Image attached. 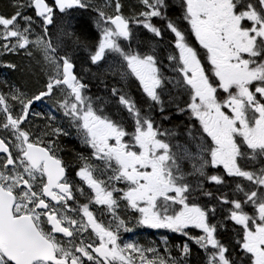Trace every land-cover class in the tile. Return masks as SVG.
Masks as SVG:
<instances>
[{
	"label": "snow or ice",
	"instance_id": "6c2138e0",
	"mask_svg": "<svg viewBox=\"0 0 264 264\" xmlns=\"http://www.w3.org/2000/svg\"><path fill=\"white\" fill-rule=\"evenodd\" d=\"M10 7L0 13V57L23 55L45 79L31 94L0 80V264H190L192 242L202 264H264V0H180L179 17L171 0H138L127 12L123 0ZM83 62L126 116L89 95ZM45 100L49 111H35ZM175 114L187 124L162 129ZM73 130L90 153H74L80 184L61 148ZM128 210L138 215H121ZM225 212L236 239L222 238ZM129 223L187 240L173 256L166 236L163 252L123 241Z\"/></svg>",
	"mask_w": 264,
	"mask_h": 264
},
{
	"label": "flooded vegetation",
	"instance_id": "af4514ba",
	"mask_svg": "<svg viewBox=\"0 0 264 264\" xmlns=\"http://www.w3.org/2000/svg\"><path fill=\"white\" fill-rule=\"evenodd\" d=\"M95 2L97 4H104L106 2V0H95ZM123 2L127 5V9L126 12L128 10H131L133 8H136L138 6V0L137 3H132L130 0H123ZM173 7L170 9V15L173 17H179L181 15V11L179 8V2L180 0H171ZM13 3V0H0V13H7V12H11L12 9L10 7V5ZM27 14L28 15H34L33 11L31 9L27 10ZM35 18V17H34ZM38 22V21H37ZM73 23H76V21H73ZM93 32H95L96 30L93 28L92 29ZM143 38V36H142ZM171 40V36H166L164 41H159L160 47H159V52H160V56L164 61L165 66H167L168 61L166 59L168 51H169V46L166 43V41H170ZM193 42L195 43L194 37H193ZM135 46V45H133ZM87 55V54H86ZM85 55V57H87ZM78 56L80 58H82V56H84L83 53L78 54ZM0 60H3L5 62H12V63H16L18 65V69L17 70H11L5 67H0V80H5L8 81L9 83H17L18 86L23 85V87H29V90L27 92H29L30 94L35 92L38 88H40L43 83H44V77L40 76V80L38 79V82H36V85H33L32 83V87L29 86V82L28 83H24L23 80L20 79V66H23V64L25 62H30L26 57H24L23 55H6L3 57H0ZM23 63V64H22ZM22 64V65H21ZM79 64H78V75H79ZM23 79V76H22ZM86 81L91 80V84H90V88L91 91L89 93V95H93L95 96H99V97H103L105 99V97L108 98V101L110 102V105L115 104L118 105V101L114 98L111 97L108 92L105 90L104 85L102 83H100L98 80L93 79V78H85ZM22 81V82H21ZM33 88V89H32ZM131 94L137 98L138 102H140L143 98L141 93L137 90L136 85L135 84H131L129 86L128 89ZM174 94H175V90H173ZM49 104L50 101L45 100L44 102H37L36 104H34V109L37 112H42V113H47L49 111ZM118 107H121L118 105ZM146 107V105H145ZM111 108V107H110ZM112 110V109H111ZM113 111V110H112ZM115 112V111H114ZM165 115H168V113H165ZM123 116H126V113L123 114ZM35 123H43V121L40 118H37L35 120ZM66 123V122H65ZM161 127L162 129H173L175 128L177 125H183V124H187V120L183 117L180 116L179 114H175L173 115V118L171 120V122L166 121V120H161ZM129 130L131 131V128H129ZM180 130V129H178ZM182 131V130H180ZM178 142L181 144H185L187 143L186 138L183 136V134L181 135V137L178 139ZM191 147V145H189ZM61 148L65 149V151L62 153L66 159H70L72 160L73 163V167H74V171L71 173V180L76 183V184H80V180L79 177H77L75 175V169L78 165V161L74 158V153L75 152H84L85 155H89L90 153L88 151H85L84 147L81 145L79 138L76 136L75 131L73 130V132L71 133V135L69 137H65L61 140ZM193 151H195V149L193 148ZM183 167L185 169V171H191V164L188 161H185L183 164ZM219 171L222 172V169H220ZM238 182V181H235ZM234 181H229L230 184L235 183ZM83 186V185H81ZM205 187L210 190L213 191L215 194H219V192L217 191L218 186L211 184V183H205ZM220 191H224V192H231L232 188L230 187H225L220 189ZM85 193L88 194V189L85 186ZM206 198L202 197L201 198V202H203ZM81 202H86L83 200V198H81ZM249 211H251L249 209ZM121 215H126L129 217H135L138 215V213H135L132 210H128L126 212L121 213ZM110 218V217H107ZM226 218V212L224 214H222V219ZM132 223L128 224V227L132 229V231L130 232H121V238L123 241H127V242H134V243H139L145 246H161V251L163 252V241L161 240V237H167L168 241H169V247L173 248L172 251V255L175 256L177 255V249L174 248V246L176 245H180L183 242H185L187 240V237H184L182 234L180 233H175V232H171L170 230H166V229H151V228H145L143 226H132ZM225 225H226V229L227 231L224 232L223 235V239L227 240V237L225 236V234L230 233L231 235H235V231L233 230L234 228H238L239 226H235L234 222H230L227 221L225 219ZM149 242H155V244L153 245H149ZM192 249H193V253L195 254L197 249H199L198 246H195L194 243H192ZM200 250V249H199ZM239 253V250H237ZM195 255H193V257L190 260V264H202L201 261L198 259L194 258ZM198 262V263H197Z\"/></svg>",
	"mask_w": 264,
	"mask_h": 264
},
{
	"label": "rangeland",
	"instance_id": "374dc122",
	"mask_svg": "<svg viewBox=\"0 0 264 264\" xmlns=\"http://www.w3.org/2000/svg\"><path fill=\"white\" fill-rule=\"evenodd\" d=\"M130 1L132 3H137L136 0H130ZM80 53H83L84 54V56H82V58H81L82 60H84L86 58L85 55L87 54V52L78 49L77 50V55L80 54ZM29 64H30V62H25L23 64V66H20V74H19L20 75V79L23 80L25 84L29 82V86L30 87H32L33 85L38 86L35 83L38 82V79L40 80V76L39 75H34V74H32L31 71H29V68H28ZM89 69L91 70V73H96L98 71V69L95 66L91 65L88 62H83V63L79 64V70H83L82 71V74L84 75L85 78L86 77L87 78L90 77V78L95 79V77L91 76L90 72L88 71ZM33 71H38V69H36L34 65H33ZM79 73L81 74V71H79ZM22 76H23V79H22ZM27 80H31V81H27ZM32 83H33V85H32ZM24 90L25 91H28L29 90V87L28 88L27 87L26 88L24 87ZM105 100H106V103L104 105H102V106L105 108V110H106V112L108 114H112L115 111L116 113H119L120 116L123 117V114H125V112L123 111L122 107H118V105H115L113 103H112V105H110V102L108 101V98L107 97H105ZM216 220H225V219H222V214H218L217 217H216ZM213 222H215V221H213ZM132 226H134V225H132ZM190 234L191 235L200 234V230L199 229H192L191 232H190ZM228 235H229V238L227 236L228 239H236V238H238V237H236V235H231L230 233H228ZM192 243H194V242H192ZM192 243H191V246H192ZM195 246H197V245H195ZM196 249H197L196 253H199V256L195 255L194 258L197 259V261L199 259L201 261V263H202V261L204 259L203 252H202V250H199L198 248H196ZM237 254H239L238 251H237Z\"/></svg>",
	"mask_w": 264,
	"mask_h": 264
},
{
	"label": "trees",
	"instance_id": "16d2710c",
	"mask_svg": "<svg viewBox=\"0 0 264 264\" xmlns=\"http://www.w3.org/2000/svg\"><path fill=\"white\" fill-rule=\"evenodd\" d=\"M136 2H137V0H136ZM27 81H31V80H27ZM13 83L17 85V83H15V82H13ZM225 236L226 237L228 236V238H229V235L227 233L225 234ZM228 238H227V240H228Z\"/></svg>",
	"mask_w": 264,
	"mask_h": 264
}]
</instances>
